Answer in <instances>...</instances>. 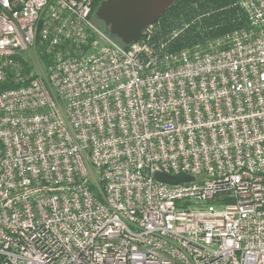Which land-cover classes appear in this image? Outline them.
<instances>
[{"label":"built area","instance_id":"2783aa9c","mask_svg":"<svg viewBox=\"0 0 264 264\" xmlns=\"http://www.w3.org/2000/svg\"><path fill=\"white\" fill-rule=\"evenodd\" d=\"M95 1L0 0V264H264V0L127 45Z\"/></svg>","mask_w":264,"mask_h":264},{"label":"water","instance_id":"95a60500","mask_svg":"<svg viewBox=\"0 0 264 264\" xmlns=\"http://www.w3.org/2000/svg\"><path fill=\"white\" fill-rule=\"evenodd\" d=\"M176 0H102L96 17L102 21L109 33L124 44H131L143 36V30L160 19L161 15ZM154 177L168 184L192 181L186 173L170 175L156 172Z\"/></svg>","mask_w":264,"mask_h":264},{"label":"trees","instance_id":"16d2710c","mask_svg":"<svg viewBox=\"0 0 264 264\" xmlns=\"http://www.w3.org/2000/svg\"><path fill=\"white\" fill-rule=\"evenodd\" d=\"M232 0H176L172 6H170L160 17L162 27L165 29L170 27L171 25L178 24L181 20H190L193 15L196 13L206 10L208 8H218L224 5H227ZM101 0H96L94 4L93 13L91 17H96L97 7L100 4ZM209 21L219 22L220 26L216 29V33H223L225 31L231 30L235 27H239L244 25L243 20H237V16L234 11H225L214 14ZM186 43H191L196 40L199 35L197 32L190 31L185 36ZM182 39V38H181ZM180 39V40H181ZM182 42H180V45ZM39 51L42 46L37 45ZM45 60H49V58L44 55ZM25 68L27 71L30 70L31 66H28L27 62H25ZM20 84H16L12 79H8L4 82H0V90L6 88H12L19 86Z\"/></svg>","mask_w":264,"mask_h":264},{"label":"rangeland","instance_id":"374dc122","mask_svg":"<svg viewBox=\"0 0 264 264\" xmlns=\"http://www.w3.org/2000/svg\"><path fill=\"white\" fill-rule=\"evenodd\" d=\"M94 21L101 27H105L102 21H100L98 18H94ZM37 44L38 46L39 44L40 46H42L40 40H38ZM38 51H39V48L29 49L28 51L22 54V60L27 62L28 66L31 65L32 67L39 70V69H43L44 63L43 61H41L40 54H38Z\"/></svg>","mask_w":264,"mask_h":264}]
</instances>
